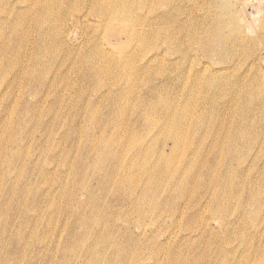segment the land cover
<instances>
[{
  "label": "rangeland",
  "instance_id": "374dc122",
  "mask_svg": "<svg viewBox=\"0 0 264 264\" xmlns=\"http://www.w3.org/2000/svg\"><path fill=\"white\" fill-rule=\"evenodd\" d=\"M130 1L0 0V264H264V0Z\"/></svg>",
  "mask_w": 264,
  "mask_h": 264
},
{
  "label": "bare ground",
  "instance_id": "6f19581e",
  "mask_svg": "<svg viewBox=\"0 0 264 264\" xmlns=\"http://www.w3.org/2000/svg\"><path fill=\"white\" fill-rule=\"evenodd\" d=\"M113 1V0H112ZM216 1V0H215ZM106 2H109V0H106ZM115 8L113 11H108L106 8H105V3L101 4V3H96L94 5V13L95 15L100 18V19H105L109 24H107V26H109L110 28H115L117 27L118 28V34L121 36L122 34H131V35H135L136 32L135 30L133 29V24H134V20L133 23H129V24H126L125 22V13L126 12H129L130 8H131V1L130 0H119V1H115ZM261 2H258V4H260ZM210 5V4H209ZM215 7H218L219 9H226L227 8V4L224 0H217L214 5ZM213 6L210 8H213ZM214 7V8H215ZM59 9L62 8L61 5H59L58 7ZM183 9V8H182ZM181 12V11H180ZM186 12V11H184ZM183 12V13H184ZM173 15H171L170 13H168L167 15L163 14V15H160V16H156L153 18H148L147 16H143V18H138V21L140 22L141 25H144V24H157L159 23L160 21H165V20H168V19H171ZM156 19L158 20V22L156 23ZM180 21V20H179ZM219 21V22H218ZM223 20H222V16L221 15H217L216 16V21H214L215 25L214 26H219V23H222ZM213 26V25H212ZM212 26L210 25H207V26H202L200 29H201V32L204 34V37L206 39V36L210 34H213L212 32L210 33L211 29H212ZM234 26V25H233ZM76 26L73 25L71 26L70 28H68V30L66 31H63L60 33V37L62 38V33L64 35V38H66V40H71L72 37L74 36L75 37V31H76ZM185 28V27H184ZM219 28V30L221 29L222 30V26L220 27H217ZM187 29V28H186ZM196 29V28H195ZM216 29V28H215ZM227 31H228V35L225 37V38H222L224 41H226L227 39L230 40L231 38V41H233L232 45L234 48L236 49H240V50H246L245 46H244V43L248 40L250 42H252V39H249L245 33H247L248 29L246 28V32L245 30H242L241 33H239V30H238V27H231L229 26V24L227 25L226 27ZM184 30V29H183ZM220 30V31H221ZM260 30L261 32H263L264 30V19L262 20L261 22V25H260ZM193 31V30H192ZM197 31L198 29H196L194 32H193V35L197 36ZM142 34H144L143 32H141ZM219 33V32H217ZM77 34V32H76ZM214 35V34H213ZM225 35V34H224ZM221 36V35H220ZM73 37V38H74ZM216 38V36H215ZM218 38V37H217ZM208 40V39H207ZM211 40H214L211 39ZM219 40V39H218ZM216 39V41H218ZM198 42H200V44H203L205 42H202L201 40H199ZM209 42V41H208ZM214 42V41H213ZM219 42V41H218ZM217 42V43H218ZM216 43V44H217ZM222 43V42H221ZM213 46V44H212ZM218 46V45H217ZM225 46V55L228 57L229 54L230 55H235L236 51L233 50V49H227L226 48V44H224ZM221 47V45H220ZM220 49V48H219ZM208 50V49H207ZM215 50V48L213 49ZM205 51V50H204ZM263 52V51H262ZM211 53V52H210ZM210 53H208L210 55ZM218 53V52H217ZM220 54V53H219ZM218 54V55H219ZM214 55V54H213ZM215 57V56H214ZM263 57V56H262ZM213 58V56H212ZM263 61V60H262ZM232 66V65H231ZM221 68H224L222 69L223 71H226L228 70L229 67L225 66V67H221ZM210 83L211 84H216V80L214 79H209ZM154 99V98H153ZM161 101H152L151 102V108L152 109H155V107L160 103ZM167 110H169V107L167 106L166 108ZM187 115V113H184V116L185 117ZM179 119L181 120V116L179 117ZM155 120H159V118H155ZM168 162L170 165H172V167L174 168V171L176 170L177 171V168L179 167V165L177 167H175L173 165V157L172 158H167ZM181 164H184L185 165V172L186 174L188 173V171L190 170V164H189V158H187L185 155L183 156L182 160H181Z\"/></svg>",
  "mask_w": 264,
  "mask_h": 264
}]
</instances>
